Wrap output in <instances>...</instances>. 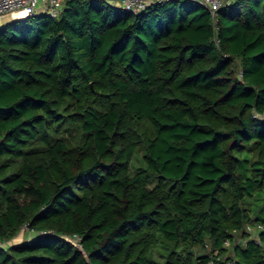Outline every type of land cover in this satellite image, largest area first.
<instances>
[{"label": "trees", "instance_id": "1", "mask_svg": "<svg viewBox=\"0 0 264 264\" xmlns=\"http://www.w3.org/2000/svg\"><path fill=\"white\" fill-rule=\"evenodd\" d=\"M229 263L264 264V0L1 25L0 264Z\"/></svg>", "mask_w": 264, "mask_h": 264}, {"label": "built area", "instance_id": "2", "mask_svg": "<svg viewBox=\"0 0 264 264\" xmlns=\"http://www.w3.org/2000/svg\"><path fill=\"white\" fill-rule=\"evenodd\" d=\"M125 10L139 12L148 5L147 0H105ZM160 1V0H159ZM201 3L215 18L222 7L230 4L233 0H196ZM63 7V0H0V19L7 15L18 14L25 17L37 13H44L50 17H57ZM232 264V263H229Z\"/></svg>", "mask_w": 264, "mask_h": 264}, {"label": "rangeland", "instance_id": "3", "mask_svg": "<svg viewBox=\"0 0 264 264\" xmlns=\"http://www.w3.org/2000/svg\"><path fill=\"white\" fill-rule=\"evenodd\" d=\"M3 25V20H0V26ZM250 231L254 232V229H249ZM28 230L27 227L22 228L15 237H13L12 239H10L6 245H9L10 243H18L20 241H22V239H24L25 237H28L31 235V232ZM237 242L240 241L238 235L236 238ZM5 245V247H6ZM79 246V245H78ZM165 253L164 249H162L161 247H157L156 249L153 250L152 252V258L154 260L157 261H162L163 258V254ZM229 254H231V251L229 252Z\"/></svg>", "mask_w": 264, "mask_h": 264}, {"label": "crops", "instance_id": "4", "mask_svg": "<svg viewBox=\"0 0 264 264\" xmlns=\"http://www.w3.org/2000/svg\"><path fill=\"white\" fill-rule=\"evenodd\" d=\"M148 2H151L153 0H147ZM18 14H13V15H7V16H4L2 17L0 20H3V24L6 23V22H9V21H12V20H15V19H18Z\"/></svg>", "mask_w": 264, "mask_h": 264}]
</instances>
